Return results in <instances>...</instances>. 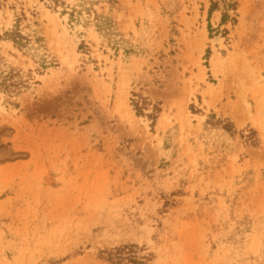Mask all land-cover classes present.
Returning <instances> with one entry per match:
<instances>
[{
  "label": "rangeland",
  "instance_id": "rangeland-1",
  "mask_svg": "<svg viewBox=\"0 0 264 264\" xmlns=\"http://www.w3.org/2000/svg\"><path fill=\"white\" fill-rule=\"evenodd\" d=\"M63 1L0 0V63L30 77L0 91V264H264V0L221 26L209 0Z\"/></svg>",
  "mask_w": 264,
  "mask_h": 264
},
{
  "label": "trees",
  "instance_id": "trees-1",
  "mask_svg": "<svg viewBox=\"0 0 264 264\" xmlns=\"http://www.w3.org/2000/svg\"><path fill=\"white\" fill-rule=\"evenodd\" d=\"M108 2H113L112 0H107ZM54 5H65L63 0H52ZM209 13L217 10L221 13L220 26L226 24L227 22H234L235 17H232L231 12L236 11L237 3L234 0H209ZM85 10H89L82 6ZM81 8H77L76 6L70 7L69 15L74 17L77 14L81 13ZM64 13V11L62 12ZM26 20V16L23 12L16 13L15 19L13 21V25L10 29L4 31L3 36L6 40L12 42V44L17 47H25L34 41H39L40 37L36 35L35 30L30 33H24L22 28L24 27L23 22ZM32 23L36 24V21H32ZM94 23L100 34H102L108 44L117 50L119 45L122 42L123 38H120V34L114 30L113 23L110 17L107 14H99L94 12ZM27 25L26 27H28ZM210 30H213L210 28ZM223 33H227L226 29L222 30ZM118 37V38H117ZM1 59V58H0ZM45 59L42 60L41 66H45ZM53 60L50 58L48 63H51ZM29 75H24L20 69H16L10 65H5L0 63V91L7 94L8 97H12L17 95L22 88L27 87V83L29 80ZM151 105L150 112L146 114L152 121H155L157 115L160 111L156 104H150L147 99L143 97H139L138 100L134 101V109L137 114L143 115L144 110ZM212 118H215L213 114L208 115L206 119V124H220L224 130L228 131L227 121L225 119H215L212 121ZM254 132V130H251ZM137 248L136 245L130 246H122L119 248H114L109 251H103L104 255L102 258L110 261L112 263L120 264L123 262H131L136 264H143L142 260H145L144 256L136 255L135 251L130 249ZM101 253V254H102Z\"/></svg>",
  "mask_w": 264,
  "mask_h": 264
}]
</instances>
